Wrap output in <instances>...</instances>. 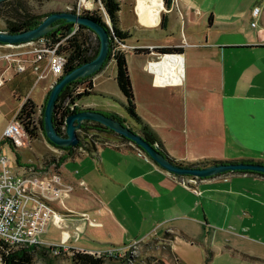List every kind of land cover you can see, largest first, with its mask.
<instances>
[{
    "label": "crops",
    "instance_id": "1",
    "mask_svg": "<svg viewBox=\"0 0 264 264\" xmlns=\"http://www.w3.org/2000/svg\"><path fill=\"white\" fill-rule=\"evenodd\" d=\"M166 14V46L141 55L152 64L164 48L179 54L184 76L158 84L148 62H139L135 78L128 65L139 116L176 162H264V0H175ZM31 77L11 75L16 97ZM120 102L126 118L123 95ZM113 144L62 166L75 192L40 247L59 246L70 257L169 237L165 264H264V177L230 173L201 180L195 193L140 150Z\"/></svg>",
    "mask_w": 264,
    "mask_h": 264
},
{
    "label": "trees",
    "instance_id": "2",
    "mask_svg": "<svg viewBox=\"0 0 264 264\" xmlns=\"http://www.w3.org/2000/svg\"><path fill=\"white\" fill-rule=\"evenodd\" d=\"M99 1L105 10L106 17L108 18L111 24V29L109 28L108 25H106V22L97 14L84 13V16L91 17L101 22L107 28L111 36V47H110L108 61L105 63L102 70L98 74H100L107 67L109 62L111 61L115 62L117 68L116 82L121 94L125 98L124 109L125 112L127 113L126 118H122V117L119 118L118 116L112 114H105L106 116L111 117L116 121H119L124 126L132 130L134 133L140 135L146 142H148L153 147L158 148L163 155H165L171 162H173L175 165L178 166H182L185 168H207L219 164H241V163L261 164V165L264 164V162L254 161V160L219 161V160H210V159L201 160L196 163L185 164V163L176 162L174 159H172L164 149V146L161 143L156 132L152 129V127L149 124H147L139 116L137 112L135 95L128 69L127 54L120 50V44H126V42L132 38L131 34L128 31H123L120 27L121 3L119 0H99ZM172 4H173V0H165V5L168 8V10L171 9ZM50 14L52 13H48V14L33 13L32 10L28 8V3L26 0H11L8 2H4L0 4V21L3 24L2 27H0V31L8 32L11 34H20L35 29L38 26H40V24ZM166 23H167V19L165 16L161 24L162 29H166ZM57 24H60L59 28L56 29L51 34L44 37L52 40L54 45L58 43L61 39L70 35L75 30L74 25L66 24L64 21H60ZM86 32L94 34L89 29L85 27H80L78 32L72 38L68 39L64 44H62L58 48L59 54L68 57V64L65 67V73H70L76 68L86 63L92 62L98 56L100 44H98L96 48H92L90 44V38L86 34ZM136 52L141 54L147 51L136 50ZM165 54H173V53L163 52V55ZM94 76L74 82L69 86H67L62 92L59 101L57 102L55 118H54L55 126L61 135L65 136V129H64L65 120L69 115L74 114L76 112V111L72 112L71 107L75 104L80 103L83 98L91 96L90 91L93 88L92 84H90L88 91H85L84 94L76 93L77 86L86 83L89 79L93 78ZM61 80L62 79L58 81ZM74 87L76 88L74 89ZM66 103L68 104L67 106H65ZM37 108H38L37 104L31 98H25L23 106L20 109L17 116V119L24 126L26 134L31 139L36 136V131H37V128L34 126V116L37 112ZM45 108L46 105L43 107V112H42L43 114L41 120V127L44 134H45V130H44ZM87 110L95 111L92 109H87ZM77 111L80 112L81 110L77 109ZM91 133L92 134L94 133L95 135H99V136L93 137L91 140H87V138L83 137V134L90 135ZM78 135L80 138V144L75 149L59 148L48 140L51 146L64 152V154L62 155L59 161V166H63L66 163V161L76 156L77 153H83L81 152V150L85 151V153L96 151L99 147L105 146L106 144L110 143L108 142L110 138L118 140L121 146L125 148L134 147L145 154V152L141 148L136 146L130 140H127L126 138L117 135L114 131H111L108 128L95 122H86L81 128V130L78 132ZM6 143H9L15 152L17 151V149L7 140L2 141L1 145ZM21 161L22 159L20 155H18L17 162L20 165V167H24L23 165H21ZM58 170L59 167L57 168V171H55L56 174H60ZM236 173L258 175L264 177L263 174H258L255 172H236ZM53 251H54L53 249L50 248L46 249L40 246H30L27 248L8 251L7 246H2V244H0V259H1L0 264H34L35 258L37 256H41L43 260H48L50 258V255L51 254L53 255ZM61 252L64 253L62 248L60 249V253ZM70 254H71L70 261L72 264H110L111 262H112L111 264H114L115 262L113 257H109V255H106V257L104 258H97L96 256H93L91 254L80 253L76 251H71ZM128 263H130L129 258L126 260L121 259L117 264H128ZM206 263L207 264L209 263L208 259ZM146 264H165V261L153 259L148 261Z\"/></svg>",
    "mask_w": 264,
    "mask_h": 264
},
{
    "label": "rangeland",
    "instance_id": "3",
    "mask_svg": "<svg viewBox=\"0 0 264 264\" xmlns=\"http://www.w3.org/2000/svg\"><path fill=\"white\" fill-rule=\"evenodd\" d=\"M28 3V8L36 14H48V13H58V12H72L77 15H84V13L97 14L105 22H109L106 17L105 10L102 7V4L99 0H26ZM121 3V12H120V27L124 31L131 33L132 39L126 42V54L128 55V65L133 71V77L135 78V73L137 68L140 67L139 62H145L147 68L150 71L151 62L148 60L146 62V56L137 53L136 50L143 49L148 51H158L160 48L153 49L154 46H166L168 42V32L162 31V21L167 15L166 13L173 10L175 5V0L171 10L165 5V9L161 14V22L157 27H143L140 25V20L136 14V2L135 0H119ZM2 22L0 21V27H2ZM75 28H80L75 26ZM90 38V44L92 48H96L99 44L98 37L95 34L86 32ZM167 53H171L170 50H165ZM140 54V55H139ZM174 54V53H173ZM161 55V60L157 62H163L166 60L163 54ZM166 55V54H165ZM179 55V54H177ZM181 57V56H180ZM153 63V62H152ZM115 62L111 61L108 63L107 67L98 75L89 79L86 83L78 85L77 94H84L85 91H88L90 84H92V90L90 97H85L79 103L80 108L92 109L97 112H102L104 114H112L121 118L124 111L122 109V104L120 99H122L121 92L116 83V67ZM154 73L153 71H151ZM155 74V73H154ZM156 75V74H155ZM98 76V77H97ZM157 76V75H156ZM32 86L26 88V90L21 94V98L15 96L13 91V86L11 81L2 89H0V137L3 139V133L6 130L8 122H13L14 118L20 111L23 106L24 99L26 97L31 98L38 106L37 112L34 116V126L37 128L36 136L30 138L27 146L24 149H17L15 152L9 143L1 145L2 140H0L1 155L9 160L8 169L12 172L17 173L21 171V167L17 162V156L20 155L22 161L21 165L28 168H34L36 171H45L49 173H56L57 168L59 167L58 172L62 170V166H59V161L64 154L63 151H60L50 145L46 135L42 131L41 120L43 107L46 105L50 89L46 90L47 85H52V79L36 84L35 77H31ZM125 118V117H122ZM95 135L94 133L88 135L83 134V137L87 140H91ZM110 144L119 143L118 140L110 138ZM120 144V143H119ZM130 146V145H128ZM147 156V155H146ZM211 159V158H204ZM238 159V158H236ZM201 160V159H200ZM229 160H234L230 158ZM198 161V160H197ZM192 161L190 163H194ZM76 165L74 163L68 162L66 169L68 171H75ZM193 178V177H192ZM75 192V190H74ZM172 240L169 237H164L160 239H152L149 241L141 242L135 244L125 251H121L120 255L113 259L115 260L114 264H117L119 260L130 259L128 264H146L148 261L156 259L162 260V256H167L172 248ZM128 254V255H127ZM67 252H59L53 255L48 260H43L41 256L35 258L34 264H69L70 257L66 256ZM126 258V259H124ZM128 261V260H127ZM1 262V259H0ZM117 262V263H116ZM112 263V262H111ZM110 263V264H111Z\"/></svg>",
    "mask_w": 264,
    "mask_h": 264
},
{
    "label": "built area",
    "instance_id": "4",
    "mask_svg": "<svg viewBox=\"0 0 264 264\" xmlns=\"http://www.w3.org/2000/svg\"><path fill=\"white\" fill-rule=\"evenodd\" d=\"M108 24L111 29L110 22ZM78 30L79 28H75L70 35L55 45L48 38L22 45L0 44V89L10 82L11 75L31 74L35 77L36 84L50 78L54 82L60 80L66 74L68 57L59 54L58 48L72 38ZM126 48V44H120L121 51L126 53ZM76 93H78L77 90ZM67 105L66 103L65 106ZM77 109L87 110L80 108L79 103L71 107L72 112H78ZM17 116L18 114L6 128L3 138L16 149H24L30 138ZM106 145L115 146L113 143ZM81 152L85 153L83 150ZM8 162L7 158L0 155V244L7 246L8 251L41 246V237L48 231L50 224L62 221L58 206L65 207V202L71 198L75 187L66 184L61 174L36 171L26 166L14 173L8 169ZM200 181L196 178L184 177L181 183L185 188L198 193L196 187ZM80 185L82 188L86 187L85 183ZM82 216L87 217L85 214ZM91 225L98 226L94 222ZM49 248L53 249L55 254L61 249L53 245ZM121 251L125 250L112 249L103 253L88 254L97 258H104L106 255L118 258V256L121 257Z\"/></svg>",
    "mask_w": 264,
    "mask_h": 264
},
{
    "label": "water",
    "instance_id": "5",
    "mask_svg": "<svg viewBox=\"0 0 264 264\" xmlns=\"http://www.w3.org/2000/svg\"><path fill=\"white\" fill-rule=\"evenodd\" d=\"M8 1L11 0H0V4ZM60 21L78 27H85L92 31L98 37L100 49L98 56L92 62L86 63L70 73H66L61 78V81H57L53 85L44 113L45 134L52 144L59 148L75 149L80 144L78 132L83 125L86 122H95L114 131L117 135L130 140L141 148L159 167L179 177H193L199 180H207L236 172H255L264 175V164H219L207 168H185L175 165L158 148L150 145L140 135L134 133L119 121L97 111L86 110L69 115L65 120V136L61 135L55 126L54 120L57 102L67 86L79 80L92 77L102 70L108 61L111 47V36L107 28L101 22L91 17L80 16L72 12H58L50 14L37 28L20 34L0 31V44L22 45L40 40L58 29L60 24L57 23ZM106 25L109 24L106 23Z\"/></svg>",
    "mask_w": 264,
    "mask_h": 264
},
{
    "label": "bare ground",
    "instance_id": "6",
    "mask_svg": "<svg viewBox=\"0 0 264 264\" xmlns=\"http://www.w3.org/2000/svg\"><path fill=\"white\" fill-rule=\"evenodd\" d=\"M163 1L136 0V14L144 27L153 28L160 24L161 14L165 9ZM164 57L165 61L153 62L150 65V70L158 77V84L180 83L184 76L183 58L177 54H166Z\"/></svg>",
    "mask_w": 264,
    "mask_h": 264
}]
</instances>
